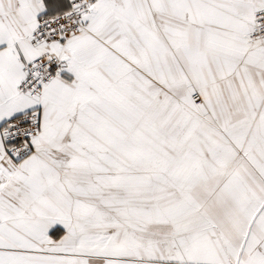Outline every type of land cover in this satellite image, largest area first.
I'll list each match as a JSON object with an SVG mask.
<instances>
[{
    "label": "snow or ice",
    "instance_id": "snow-or-ice-1",
    "mask_svg": "<svg viewBox=\"0 0 264 264\" xmlns=\"http://www.w3.org/2000/svg\"><path fill=\"white\" fill-rule=\"evenodd\" d=\"M0 264H264V0H0Z\"/></svg>",
    "mask_w": 264,
    "mask_h": 264
}]
</instances>
